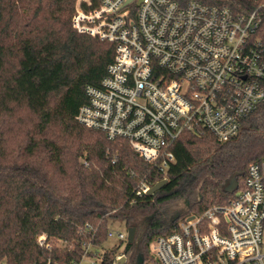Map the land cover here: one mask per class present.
Listing matches in <instances>:
<instances>
[{"label":"trees","instance_id":"obj_1","mask_svg":"<svg viewBox=\"0 0 264 264\" xmlns=\"http://www.w3.org/2000/svg\"><path fill=\"white\" fill-rule=\"evenodd\" d=\"M199 1L237 15L261 3ZM76 4L0 0V264L80 263L109 238L110 218L134 226L135 237L100 252V264L120 254L124 264L156 263V237L202 214L205 201L235 197L250 164L264 157V101L225 142L206 127L184 130L171 146L175 161L161 172L126 138L77 120L85 85L106 75L115 45L77 30ZM258 13L264 36V7ZM164 178L155 192L138 193ZM179 201L184 207L170 214ZM42 234L50 246L39 243Z\"/></svg>","mask_w":264,"mask_h":264},{"label":"built area","instance_id":"obj_2","mask_svg":"<svg viewBox=\"0 0 264 264\" xmlns=\"http://www.w3.org/2000/svg\"><path fill=\"white\" fill-rule=\"evenodd\" d=\"M260 7L264 0L237 15L199 0H77V30L115 45L106 75L85 85L77 120L126 138L163 173L184 130L231 139L264 101ZM149 188L142 183L138 193ZM190 216L152 242L157 262L147 264H264V157L250 164L235 197ZM46 238L38 241L50 246ZM100 254L77 264H99Z\"/></svg>","mask_w":264,"mask_h":264},{"label":"rangeland","instance_id":"obj_3","mask_svg":"<svg viewBox=\"0 0 264 264\" xmlns=\"http://www.w3.org/2000/svg\"><path fill=\"white\" fill-rule=\"evenodd\" d=\"M152 187V186H150ZM207 190H206V194H207ZM209 194H207L208 196ZM230 200V199H229ZM228 200V201H229ZM228 201H226V197L225 196H222V197H218L216 199H210L208 201H205L204 202V209L209 207V206H212V205H215V204H225L227 203ZM184 207V203L182 201H179L178 203L174 204L172 207H171V210H170V214H173L174 212H176L178 209H181ZM108 229L109 231L111 230L113 232V235L110 236L104 243H103V246L102 247H99V248H93V256H90L87 257V259H91V258H94V255L95 253L99 254L100 252H103L104 250H107L109 248H112L114 247L115 245L117 244H121V247L124 246V241H120L119 237H118V232H123L124 234H127L128 235V229L129 227L127 226L125 220L123 219H116V218H110L109 219V224H108ZM160 236V235H159ZM157 238V237H156ZM155 238V239H156ZM154 239V240H155ZM153 240V241H154ZM152 241V242H153ZM152 244V243H151ZM122 249V248H121ZM120 249V251H121ZM124 255V254H120V257ZM119 257V258H120ZM118 258V259H119ZM117 259V261H118ZM117 263V262H116ZM100 264V263H99Z\"/></svg>","mask_w":264,"mask_h":264},{"label":"water","instance_id":"obj_4","mask_svg":"<svg viewBox=\"0 0 264 264\" xmlns=\"http://www.w3.org/2000/svg\"><path fill=\"white\" fill-rule=\"evenodd\" d=\"M167 182V179L164 178L160 181H158L155 185H153L152 187H150L147 191L148 194H151L153 192H155L156 190H158L159 188H161L165 183ZM193 216H190L189 218H192ZM135 231H136V228L134 226H131L129 227L128 229V239L129 241H133L134 240V237H135ZM126 261V256L125 255H122L116 264H124V262Z\"/></svg>","mask_w":264,"mask_h":264}]
</instances>
